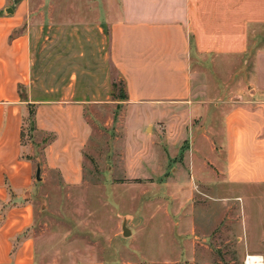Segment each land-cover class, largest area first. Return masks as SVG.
<instances>
[{"label":"crops","instance_id":"crops-1","mask_svg":"<svg viewBox=\"0 0 264 264\" xmlns=\"http://www.w3.org/2000/svg\"><path fill=\"white\" fill-rule=\"evenodd\" d=\"M99 4L50 6L39 18L30 0H0V264L33 263L41 184L51 175L63 186L84 181L89 119L118 104L114 73L137 120L129 137L125 114V136L143 139L136 158L155 150L174 160L164 185L185 166L194 186H264V0ZM250 32L258 45L245 87L214 102L198 81L216 63L245 64Z\"/></svg>","mask_w":264,"mask_h":264},{"label":"rangeland","instance_id":"rangeland-1","mask_svg":"<svg viewBox=\"0 0 264 264\" xmlns=\"http://www.w3.org/2000/svg\"><path fill=\"white\" fill-rule=\"evenodd\" d=\"M30 3L39 18L50 6L100 5L99 0ZM253 35L250 32L245 64L236 57L226 66L216 63L214 76L198 81L213 90L214 102L235 98L230 91L240 83L245 87L247 82L240 76L247 77L250 71L248 56L258 45ZM114 80L119 82L118 74L114 73ZM117 101L109 111H93L95 119H89L92 136L82 184L63 186L51 175L40 185L32 264H246L248 255H259L264 264V186L223 190L194 186L185 166L184 174L164 185V179L173 175L174 160L163 159L155 150L144 163L136 158L144 152L143 139L126 138L127 112L122 100ZM128 115L129 111L130 137L137 120L136 115ZM30 125L25 122L26 141ZM123 217L129 230L126 236Z\"/></svg>","mask_w":264,"mask_h":264},{"label":"trees","instance_id":"trees-1","mask_svg":"<svg viewBox=\"0 0 264 264\" xmlns=\"http://www.w3.org/2000/svg\"><path fill=\"white\" fill-rule=\"evenodd\" d=\"M111 95L113 98H115L117 100H125L126 99L124 83L121 79L119 80V82H116L114 80L111 83Z\"/></svg>","mask_w":264,"mask_h":264},{"label":"water","instance_id":"water-1","mask_svg":"<svg viewBox=\"0 0 264 264\" xmlns=\"http://www.w3.org/2000/svg\"><path fill=\"white\" fill-rule=\"evenodd\" d=\"M37 178H39L38 174H37ZM123 226H122V229H123V234L126 236L128 233H129V230L128 228L126 227V217H123Z\"/></svg>","mask_w":264,"mask_h":264},{"label":"bare ground","instance_id":"bare-ground-1","mask_svg":"<svg viewBox=\"0 0 264 264\" xmlns=\"http://www.w3.org/2000/svg\"><path fill=\"white\" fill-rule=\"evenodd\" d=\"M259 258H260V256L259 255H251V259L249 258L248 259V262H249V260H251L252 262V264H259V263H257V260H259Z\"/></svg>","mask_w":264,"mask_h":264},{"label":"built area","instance_id":"built-area-1","mask_svg":"<svg viewBox=\"0 0 264 264\" xmlns=\"http://www.w3.org/2000/svg\"><path fill=\"white\" fill-rule=\"evenodd\" d=\"M251 259V255H248L247 257H246V260H245V262H246V264H252L251 262V260H249V262H248V259ZM257 263H259V264H262L263 263V260H262V257H260L259 258V260H257Z\"/></svg>","mask_w":264,"mask_h":264}]
</instances>
